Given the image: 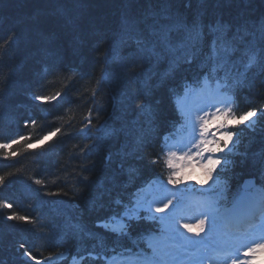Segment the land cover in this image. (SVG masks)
<instances>
[{
  "label": "trees",
  "instance_id": "1",
  "mask_svg": "<svg viewBox=\"0 0 264 264\" xmlns=\"http://www.w3.org/2000/svg\"><path fill=\"white\" fill-rule=\"evenodd\" d=\"M165 9L177 21L204 25L203 51L163 84L159 75L121 71L138 54L134 44L122 43L124 21ZM218 22L229 36L237 28L259 36L264 0H0V144H11L0 148V264H107L128 254L131 241L97 222L111 215L112 200L127 203L139 188L167 180L164 139L181 122L177 101L204 79L226 91L229 120L257 110L252 125L228 126L239 135L231 154H220L216 183L227 185L228 204L245 180L262 186L264 59L257 49L245 55L243 47L224 67L207 59L208 26ZM142 103L154 110L151 125L140 114ZM225 158L234 163L221 171ZM102 183L111 195L101 201ZM151 223L134 227L132 237ZM135 251L149 254L146 243Z\"/></svg>",
  "mask_w": 264,
  "mask_h": 264
},
{
  "label": "snow or ice",
  "instance_id": "2",
  "mask_svg": "<svg viewBox=\"0 0 264 264\" xmlns=\"http://www.w3.org/2000/svg\"><path fill=\"white\" fill-rule=\"evenodd\" d=\"M125 35L122 43L128 44L131 42L136 46L137 53L134 55L131 62L124 63L121 66V71L131 75L144 74L151 76L159 75L158 83L163 84L167 79L174 78L176 73L180 70L182 64H191L194 55L203 51L206 42V33L204 25L194 21L191 25L177 21L166 9L159 13H153L145 16L139 21L129 22L124 21ZM140 25H144L143 28ZM259 36L256 31H249L246 28H237L235 33L229 36L228 26L221 25L219 22L215 26H208L207 35L211 37L208 43L207 59L213 60L218 67H224L233 53L239 51L243 47L244 54L247 55L253 49H257L261 59H264V23L258 29ZM250 38V39H249ZM119 54L117 53V59ZM256 58V52L249 57L250 62ZM155 61L152 64V61ZM161 63H166V69L157 74L153 69ZM152 64L151 67L147 65ZM149 76V79H151ZM173 94H174V90ZM40 99V97H36ZM51 99V98H49ZM125 100H131V96L126 95ZM116 105H114V108ZM140 114L145 116V123L151 125L154 120V110L148 103H142L139 107ZM232 116L230 109L222 110L219 107L209 116L199 117V136H195V125H193V137L187 144H182L179 151L182 155H177L176 151H169L167 153V168L170 170L167 176V183L169 185H179L183 170L185 168L191 169L194 167V161L199 164L207 175V178L213 180L214 185L216 179L213 177L217 166L221 165V159L216 158V154L221 153L224 149H228L231 154L232 148L229 147V142L233 141L234 136L238 137V133L228 130L227 121ZM257 116L256 109H250L243 113L239 119H235L238 125L242 122L250 120ZM210 121L216 122L215 132H220V137L217 138L215 132L209 127ZM60 131V129H56ZM12 143H18L13 141ZM223 145V147H221ZM11 144H0V148H10ZM187 148V151L184 149ZM234 148V145H233ZM127 155V153H125ZM111 159V154L107 157ZM142 159V157H141ZM152 164H157L158 161H152ZM230 162L225 158V168L221 171H226ZM135 171V169H131ZM221 172H217V177ZM259 175L264 181V159L260 162ZM3 177H0V181ZM40 183L39 180L36 181ZM252 181H246L244 191L239 193L238 199L244 205L243 212L249 216H255L258 212L261 220L264 221V183L260 188L255 189L251 195L248 189L253 187ZM101 192L98 195L99 200H103L106 195H111V189H105L103 183L100 185ZM144 191L143 187L139 188L137 192L131 194V198L127 203L123 199L112 200L111 215L105 217L103 220L97 222V227H100L105 232L116 234L118 239H128L132 246L126 251L129 255L135 256L137 259L135 264H162L163 262V244L170 238L178 223L180 217L171 216L167 214L163 216H145L142 215L141 209H145L151 213L153 204H162L155 208L156 213H164L165 209H175L180 203L179 198L177 202L173 203L172 196H175L180 189H175L171 196L160 194L159 201L154 197L149 200L147 197L141 198V193ZM167 191V189H165ZM206 197L205 211L201 212L204 217L197 219L195 223H183L180 225L188 232H195L196 235L205 231V223L207 221L209 231H213L216 227L217 217L220 214H228L235 211V208L230 209L228 205V198L226 196L227 185L223 184L219 187H209L200 190ZM236 198H234L235 200ZM223 202V203H221ZM11 207V205H7ZM103 207V204L101 205ZM9 219H16L25 221L28 218L25 216L13 215ZM151 221L147 225L145 231L141 232L135 238L132 237V229L139 227L142 223ZM159 221L160 228H157L156 222ZM257 230L264 233V223L256 226ZM160 235L157 236L156 232ZM141 243H146L150 248L151 255H146L143 251H135ZM21 248L25 245L22 243ZM257 251H264V243H257L254 247H249L245 255H254ZM25 255L30 253L25 252ZM233 264H241L238 259H233ZM250 264V262H248Z\"/></svg>",
  "mask_w": 264,
  "mask_h": 264
},
{
  "label": "rangeland",
  "instance_id": "3",
  "mask_svg": "<svg viewBox=\"0 0 264 264\" xmlns=\"http://www.w3.org/2000/svg\"><path fill=\"white\" fill-rule=\"evenodd\" d=\"M216 90L214 91L216 95L220 94V88L218 86H215ZM204 93L207 92V88L202 89ZM209 91V90H208ZM186 99L182 100L178 103V109L182 110V114L185 113V117L187 116L186 120V126L187 129L183 130L180 129V134L177 136L178 139L175 140V138L172 139L171 142H168L167 151H166V160H167V153L169 151H176L177 155H182V153L179 151V148L182 144H187L193 137V125H195V136L198 138L199 136V117L207 116L208 114L211 115L210 110L204 107V112L198 113V116H190L187 112H185L186 107ZM229 106H226L223 110H228ZM213 112V111H212ZM230 118V117H229ZM255 117L250 118V120L242 122L240 124L244 125H252L254 122ZM228 126H232L235 124V120L232 121L228 119L227 121ZM217 138L220 137L219 135H216ZM234 140V138H233ZM233 141L229 142V147L231 148ZM228 149H224L223 152L227 151ZM184 151H187V148L184 149ZM222 153V152H221ZM221 153H218L220 155ZM217 158V154H216ZM194 167L191 169L185 168L183 170V175L181 176V181L179 185H169L166 182L164 183H157L154 184L152 187L148 188L146 197L147 199L151 200L154 197L159 201L160 194L163 193L164 195L171 196L172 192L175 189H180L178 193H176L175 196H172L173 203L177 202V198L179 200L183 201L181 205H178L177 208L173 209L171 206L169 209H165L164 213H156L155 208L157 206H161L162 204H153L152 205V211L151 213L147 212L145 209H141L142 212H145L148 216H163L167 214L169 217L171 216H178L180 217L178 223L175 225V229L173 231V238H170L165 244H163V263L162 264H195L197 260H200V264H203L204 262L211 261V264H229L228 261H219L217 258H211L212 254V248L214 246H220V247H232L235 249H239V251H245L246 247L249 246H255L257 243H264V233H261L259 230H257L256 226L264 223V221L260 220L258 223H256L252 228H255L257 230V241L256 239L252 238L250 236V233H248V230L246 231H240V232H234L230 229L225 228L221 222H220V215L217 217L216 227L213 231H209L207 221L205 223V231L200 233V235H196L195 232H188L186 229L181 227L183 223H195L197 219L204 218L201 215L202 211H205V199H199L194 197L196 194L204 195L200 190L201 189H207L210 186L211 187H219L220 185H223V183L217 182L215 185L213 183V180H210L207 178V175L203 169L199 167V164L195 161ZM167 164V163H166ZM223 165L221 162V165L217 166V169H220V167ZM167 189V191H165ZM254 193V192H253ZM252 193V194H253ZM205 196V195H204ZM145 197V195L141 196V198ZM206 197V196H205ZM159 222V221H158ZM253 240V242H252ZM255 241V242H254ZM185 249H196L200 252L199 256H189L187 257V254L185 252ZM248 249V248H247ZM238 260H240L243 264H246L249 262L250 259H254L253 262L256 264H264V251H257L254 255H245V257H237ZM129 261V264H133L134 261H131L130 259H125ZM120 261H116L115 259H112L110 261H107V264H120ZM233 264V262H231Z\"/></svg>",
  "mask_w": 264,
  "mask_h": 264
},
{
  "label": "water",
  "instance_id": "4",
  "mask_svg": "<svg viewBox=\"0 0 264 264\" xmlns=\"http://www.w3.org/2000/svg\"><path fill=\"white\" fill-rule=\"evenodd\" d=\"M246 181H252V180H246ZM246 181H244V183L242 184V188H244V185H245Z\"/></svg>",
  "mask_w": 264,
  "mask_h": 264
}]
</instances>
